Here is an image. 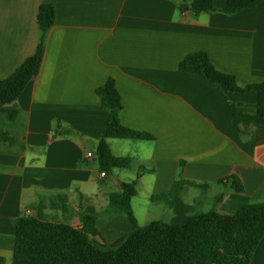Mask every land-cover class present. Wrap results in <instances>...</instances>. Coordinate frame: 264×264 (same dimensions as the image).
I'll return each instance as SVG.
<instances>
[{
    "label": "crops",
    "instance_id": "crops-1",
    "mask_svg": "<svg viewBox=\"0 0 264 264\" xmlns=\"http://www.w3.org/2000/svg\"><path fill=\"white\" fill-rule=\"evenodd\" d=\"M43 4L54 7L55 23L41 69L13 106L15 118L0 114V264H11L18 218L77 227L79 212H103L122 182L136 181L131 206L144 192L160 211L165 206L151 197L184 183L168 220L148 223H183L199 209L232 215L264 198V127L240 133L231 109L254 115L257 92L225 90L178 69L204 52L239 88L263 83L264 5L227 15L219 0L215 13L195 16L181 10L182 0H0V80L35 53ZM109 78L121 98L120 123L154 139H109L113 155L131 165L101 178L96 148L109 110L96 90ZM233 177L242 192L230 187ZM226 202L234 213L216 209ZM132 210L139 226L148 224ZM133 229L120 214L98 219L88 235L112 249ZM251 264H264V238Z\"/></svg>",
    "mask_w": 264,
    "mask_h": 264
},
{
    "label": "trees",
    "instance_id": "trees-1",
    "mask_svg": "<svg viewBox=\"0 0 264 264\" xmlns=\"http://www.w3.org/2000/svg\"><path fill=\"white\" fill-rule=\"evenodd\" d=\"M219 0H182L181 10L195 16L213 14ZM223 12L227 15L264 5V0H225ZM55 23V10L43 4L38 12L40 30L35 53L27 58L8 78L0 80V114L9 120L17 115L13 108L28 85L37 77L42 66L45 40ZM180 72L197 74L225 90L257 92L256 112L245 115L235 106L232 123L244 133L249 127H264V82L239 88L233 75L217 69L204 52L185 57L178 67ZM101 106L109 110V119L96 148V161L101 172L128 169L131 159L113 155L109 139L153 140L148 133L125 128L119 120L121 98L115 79L109 78L97 88ZM71 133L70 130L66 131ZM2 139L8 142L7 136ZM10 143V141H9ZM236 192H242L240 181L233 177L229 183ZM183 182H176L167 192L151 197L153 203L173 206L184 189ZM136 181L122 182L120 191L109 195L107 208L100 213L103 219L124 215L134 226L124 242L112 249L95 246L88 231L95 226L98 212L86 208L79 212V225L50 222L37 217L22 216L15 221V243L11 264H251L260 241L264 238V198L248 202L232 215L215 210L199 211L183 223L153 221L139 226L131 201L136 196Z\"/></svg>",
    "mask_w": 264,
    "mask_h": 264
},
{
    "label": "rangeland",
    "instance_id": "rangeland-1",
    "mask_svg": "<svg viewBox=\"0 0 264 264\" xmlns=\"http://www.w3.org/2000/svg\"><path fill=\"white\" fill-rule=\"evenodd\" d=\"M111 181H112V177L110 175L106 179V183L108 185H110ZM107 184H103L102 183V184H98L97 186H103V185L106 186ZM111 186H112V184H111ZM140 195H141V198L140 197L139 198H136L135 200H133V204H132V206L134 207V211L136 212L137 217L139 218L138 219L139 223L145 225V223H148L151 219H155V220L158 219V220H162L163 221V219H161V218H165V220L166 219L168 220V218H169V215L167 213V210L169 208V207H167L168 205H166L165 203H162V205L165 206V210H163V211L162 210L160 211L158 209L159 207H151V208H149L150 204L147 202L148 200L146 199L145 193L144 192H141ZM152 206H154V205H152ZM139 207L145 208L146 210H140ZM201 207H202V205L199 206V208H201ZM216 207H217L216 209L218 211H220V212H226L227 209H229V213H231V214L234 213V212H232L233 210L230 209L231 206L227 202L223 206L222 205H217ZM226 207H229V208H227L225 210ZM197 208H198V206H197ZM148 209H150L151 212H149ZM142 211H143V213H142ZM199 211H201V210L199 209L197 212H199ZM144 213H145L146 217H144L143 220H142L141 214H144ZM98 217L99 218H102V217H105V215L103 213H100V214H98ZM90 241L95 246L99 247L92 239H90ZM99 248H103V247H99Z\"/></svg>",
    "mask_w": 264,
    "mask_h": 264
},
{
    "label": "built area",
    "instance_id": "built-area-1",
    "mask_svg": "<svg viewBox=\"0 0 264 264\" xmlns=\"http://www.w3.org/2000/svg\"><path fill=\"white\" fill-rule=\"evenodd\" d=\"M87 156H88V158H91L92 157V154H88ZM105 176H106V173L105 172H101L100 173V177L101 178H104Z\"/></svg>",
    "mask_w": 264,
    "mask_h": 264
}]
</instances>
